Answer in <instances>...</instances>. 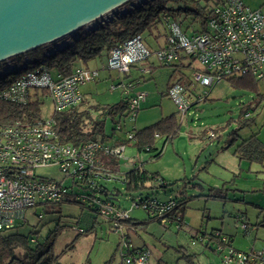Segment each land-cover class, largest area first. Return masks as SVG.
I'll return each instance as SVG.
<instances>
[{
  "label": "built area",
  "instance_id": "obj_1",
  "mask_svg": "<svg viewBox=\"0 0 264 264\" xmlns=\"http://www.w3.org/2000/svg\"><path fill=\"white\" fill-rule=\"evenodd\" d=\"M146 1L132 3L131 0L128 5L125 4L119 17ZM114 19L107 17L102 22L100 20L97 26ZM165 22L168 34L164 47L152 50L145 43L143 35L137 34L109 50L103 69L128 74L133 66H139L143 74H149L153 67L149 60L153 56L159 63L169 66L178 62L186 64V61L188 66H193V62H197L189 77V85L174 82L166 90L182 119L196 104L208 98V89L218 82L242 75L264 79V13L261 9L249 7L244 0H224L215 7L206 29L195 33L185 32L179 22L170 17ZM67 38L58 47L73 44L79 39V34ZM28 62L26 59L23 64L14 65L9 60L1 68L2 76L14 71H20L21 74L0 89V99L26 105L31 92L42 89L49 92L55 110L64 111L80 105V87L99 76L98 69L78 66L71 75L55 78L47 65L27 69ZM141 83L140 77L111 85L112 89L121 88L128 96L126 127L127 121L136 120L142 103L147 99L146 91H135V87ZM56 126L57 121L53 116L0 124V232L24 222L28 210L33 207L60 204L71 197L85 204L88 209L93 208L96 215L108 221L119 234L118 264H161L158 261L151 262L153 252L150 248L134 250L131 234L135 232L136 226L130 210L143 208L148 216H156L164 226L175 225L177 229H186L188 223L185 220L168 215L176 205L175 201L139 197L133 201L130 210L122 208L102 192V181L112 180L117 175L105 166L100 154L103 157H122L127 145H114L103 140L73 145L59 138ZM115 129L124 132V123H117ZM209 134L212 136L214 132L210 130ZM132 136L133 133H126V137ZM137 161L130 159L133 164ZM48 166H58L64 177L58 180L38 174V168ZM158 184L161 186L163 183ZM84 190L86 192H82ZM240 220L247 232L249 223L244 217H240ZM78 231L82 232L83 229L79 228ZM218 235L219 232H216L215 237ZM198 239L202 242L205 240L203 237ZM208 239L212 238L208 235ZM222 240L224 245L219 244L218 250L224 251V246H227L222 264H264L263 251H240L228 245L227 237L223 236Z\"/></svg>",
  "mask_w": 264,
  "mask_h": 264
},
{
  "label": "rangeland",
  "instance_id": "obj_2",
  "mask_svg": "<svg viewBox=\"0 0 264 264\" xmlns=\"http://www.w3.org/2000/svg\"><path fill=\"white\" fill-rule=\"evenodd\" d=\"M132 1V3L137 2V0ZM244 2L249 7L261 9L264 12V0H244ZM126 5H122L86 27L93 28L94 25L99 24L100 20L102 22L107 17L118 18L119 16L116 15L121 14ZM67 37L46 44L47 50H54L63 41H67ZM163 42L164 39H161L160 43ZM9 60L16 64L13 59ZM104 62H106L105 54L89 62L90 69L99 70V76L83 87L89 95L80 108L91 110L94 116L99 115L100 111L93 110L92 105H97L99 102L115 103L120 99L121 89H112L111 85L126 75L117 70L103 69ZM185 63L183 73L190 77L193 66H197L198 63L193 62V66H188L187 61ZM156 64L153 78L146 82L145 87H140L143 83L135 87V91L145 90L148 96L142 103V109L139 110L136 120L127 121L128 129L133 126L148 125L175 110L173 101L162 93L166 89L167 81L172 77L171 74L176 71L173 66L159 62ZM52 73L56 77V72ZM177 73L173 79L178 78L179 73ZM138 86L140 88H137ZM197 87L203 89L200 86ZM208 90V98L196 104L181 120L178 134L173 140L167 142L161 157L150 158L142 152L140 157L133 145L126 146L122 157H105L108 160L113 159L114 166L119 167L121 171L131 168L130 159L135 157L138 162L144 163V168L147 170L159 171L169 179L181 178L167 188L169 193L164 192L166 189L162 188H148L141 195L128 192L119 180L102 181L110 190H114V193L118 191L116 196L119 199L118 203L127 210H130L133 200L138 197H155L159 200L188 198L187 206L182 210L188 223L186 229H177L175 225L164 226L158 220H150L143 208L130 210L133 219L147 223L133 232L131 238L135 246H147L152 250V263L162 260L165 264H222L227 246H224V251L218 250L220 243L213 242L208 246L209 234L207 233L214 231L213 229H223L226 234L233 236L232 247L237 250L264 252V231L260 232V238L257 239L255 238L256 229L251 233V229L255 228L264 216L259 215L260 208L264 207V163L240 160L233 153L236 145L225 151H219L221 146L227 145L231 130L242 126L240 122L242 110L248 106L251 107L249 117L254 121L251 126L239 128V141L258 132L264 141V98L261 105L253 109L256 93L251 90L237 88L226 80L218 82ZM260 91L264 92V79L260 82ZM54 112L55 106L51 96H42L41 116L51 117ZM91 123L92 121L86 124L90 126ZM203 129H206L208 133V130H213L214 133L221 134V141H218L216 137L212 140L192 138L193 133ZM105 130L108 133L114 132L110 117L106 120ZM115 135L126 136V133L116 131ZM212 155L215 156V160L207 161ZM37 172L41 176L58 180L64 177L58 166L41 167ZM185 177L187 180L184 179ZM211 187L222 189L225 193L222 195L225 198L210 196L215 193ZM180 189L184 191L180 193ZM53 209L55 208L52 205L29 209L28 225L22 227L21 231L31 235L30 230H32L33 237L42 242L49 231L60 224L54 248L59 255L57 264H117L119 262L120 236L112 229L110 223L100 216L92 219L90 211H83L77 204L64 203L61 206V213L53 212ZM241 215L247 216L249 223L247 232L241 226ZM92 225L95 226L91 228ZM74 226L82 227L86 229V232L78 235ZM37 231L39 232L36 233ZM195 236L203 237L205 240L201 242ZM36 240L31 244L32 246L35 245ZM71 243L74 246L68 247ZM184 252L188 253L192 261L183 255Z\"/></svg>",
  "mask_w": 264,
  "mask_h": 264
},
{
  "label": "trees",
  "instance_id": "obj_3",
  "mask_svg": "<svg viewBox=\"0 0 264 264\" xmlns=\"http://www.w3.org/2000/svg\"><path fill=\"white\" fill-rule=\"evenodd\" d=\"M223 1L224 0H147L145 3L130 9L127 14H124L117 19L106 22L97 29L88 30L86 27L80 28L77 32L79 34V39L75 40L73 44H69L53 54L46 55L45 53L47 51V46L41 45L27 51L24 54L13 56L11 59H13L14 62L18 64H23V62L28 59L29 62L26 65L27 69H32L34 67L45 64L50 68L51 72H56V76L66 77L71 75L75 68H77L78 66L90 68V61L98 57H102L104 54L108 55L109 50L116 44L123 43L137 34L143 35L145 43L152 50L158 47H164L168 34L165 22V19L167 17L177 20L185 32H201L206 29L207 22L213 15L215 7ZM128 4L129 2L127 3V5ZM197 24L198 27H196ZM146 38H149V40H146ZM161 39H164L163 43H160ZM6 63L7 60L0 62V89L5 87L9 82H11L21 74L20 71H14L10 74L2 76L1 68ZM175 65L185 67L183 62L174 63L170 66ZM153 68L154 67H152V71ZM126 77H128L127 74ZM178 82H184L183 84L189 85L190 79L188 77V80H186V78L181 77ZM229 82H231L237 88L251 90L256 93V96L254 98L255 107L253 109L261 105V101L264 98V92L260 91V79L252 75H242L230 79ZM49 95L50 94L47 90L35 89L31 92L30 100L26 105L12 103L0 99V124H13L20 120L24 121L42 118V96L47 97ZM124 95L125 96L116 103H99L97 105H92L93 110L100 111V114L96 116H94L91 110H82L80 108L85 100H82L80 105L71 107L67 110H55L52 116L57 121L56 130L59 138L62 141L71 143L73 145H81L92 140L109 141V138L113 136L106 133L105 127L106 120L108 117H110L114 130V132H112V135L116 133L115 125L119 122L124 123L125 133H133V136L131 138L120 136L115 140L114 145H133L139 153L146 152L150 155L151 158H159L162 153V151L158 147L159 140L162 139L165 142L173 140L180 130L181 120L178 114L173 113L168 116L162 117L158 121L140 129L134 126L128 129L126 127L125 119L129 111V101L128 96L126 94ZM250 109L251 107L248 106L242 110V115L240 117L242 126L239 128L252 125L254 119H251L249 117ZM243 116H245V118L241 119ZM90 121H92L91 127L86 124ZM239 128L231 130L228 135V143L224 147H232L236 145L234 148V154H236L240 160H247L251 163H264V142L260 139L259 132L253 133L249 137L242 138L239 141ZM101 159H103V162L106 165V161L108 159L106 160V158L103 156L101 157ZM109 160H112L111 166L113 167L110 170L116 174L117 167L114 166V160ZM113 180L121 181L124 184V188L131 194L139 193L140 195L145 189H167L178 182V180H165L160 174L156 172H150L145 169L144 163L138 161L132 165L131 169H129L124 176L117 175V177L110 181ZM159 182H162L163 184L161 186H158ZM195 185L201 186L200 184ZM211 190L213 192L215 191V193L210 194V196L225 198L224 195H222V193H224L222 189L218 187H211ZM182 191L184 190L180 189V193ZM82 192H86V190ZM102 192L103 194H105V196L111 197L117 203L119 202V199L116 197L118 191L114 193V190H110L107 186H105V184H103ZM168 200H174L176 203V205L172 208V210H170L168 215L173 217L179 216L182 221H186L184 211L182 210H184V208L187 206L188 198H169ZM64 203L77 204L82 207L83 211L89 210V214L90 216H92V219L97 218V215L94 212L93 208L90 207V209H88L85 204L74 200L71 197L63 203L47 205L54 206L55 209H53V212L61 213V206ZM260 209V215H264V207ZM240 217H244L246 220H248L246 215H241ZM149 219L158 220L161 223V221L156 216H149ZM133 220L136 226L135 232L139 229V227L147 224L145 221L141 222L135 219ZM259 223L260 225H264V216ZM26 225H28L27 218L24 222L20 223L16 227L0 232V264H57L59 255L56 254L54 248L60 231V224H57V226L53 230H50L46 238L42 242L36 240L35 237H33L32 230H30L31 235H27V233L21 231V228ZM94 226L95 225H92L91 228H93ZM79 228L83 229V231L79 232ZM74 229L78 231V235L86 232V229L79 226H74ZM38 232L39 231H37L36 233ZM216 232H219V235L215 237ZM207 234H209V236L212 238L208 241V246H210L213 242L224 245L222 240L223 236L227 237L228 245L232 246L230 238L226 236V234H224L222 230L210 231ZM195 237L197 238V236ZM35 240L36 243L34 246H32L31 244ZM73 246V243L68 245V247ZM133 246L135 247L134 250L147 247H138L134 244ZM183 255L185 257H188V259L190 258L188 253L186 252H184ZM158 262L161 264H165L162 262V260H159Z\"/></svg>",
  "mask_w": 264,
  "mask_h": 264
},
{
  "label": "water",
  "instance_id": "obj_4",
  "mask_svg": "<svg viewBox=\"0 0 264 264\" xmlns=\"http://www.w3.org/2000/svg\"><path fill=\"white\" fill-rule=\"evenodd\" d=\"M130 1L0 0V62L78 32Z\"/></svg>",
  "mask_w": 264,
  "mask_h": 264
},
{
  "label": "crops",
  "instance_id": "obj_5",
  "mask_svg": "<svg viewBox=\"0 0 264 264\" xmlns=\"http://www.w3.org/2000/svg\"><path fill=\"white\" fill-rule=\"evenodd\" d=\"M263 12V11H262ZM264 13V12H263ZM106 59H107V55H106ZM105 63V62H104ZM156 63H158L157 62V59L156 58H151L150 60H149V64L150 65H153V71L151 72V73H149V74H143L142 72H141V70H140V67L139 66H133L132 67V69H131V71L129 72V74H127V76L128 77H126V75H125V77L124 78H120L119 80H118V82H121V81H123V80H135V79H138V78H142V83L143 84H141L140 85V87L141 88H144L145 87V84H146V82L147 81H149L150 79H152L153 78V72H154V69H155V67H156ZM179 63V62H178ZM185 65V64H184ZM186 66V65H185ZM90 67V66H89ZM174 67V71H176L175 73H179V75H178V78L177 79H173V77H174V75H175V73H173V74H171V78L167 81V84H166V89L163 91V93H162V95L164 96H167L166 95V90H167V88H168V86L169 85H171L172 83H174V82H178V80L181 78V77H184V78H186V80H188V75L186 74L185 75V73H183L184 71H183V67L182 66H178V65H175V66H173ZM91 68V67H90ZM93 68V67H92ZM177 73V74H178ZM58 76H56V78H57ZM104 78V77H103ZM105 78H107L106 76H105ZM126 78V79H125ZM118 82H114V83H118ZM113 83V84H114ZM87 83H85V84H83L81 87H80V91H81V93H82V100H85V102H86V99H87V97H88V95H89V92H86V91H84L83 90V87L86 85ZM139 86L137 87V88H140ZM119 89H121V88H119ZM145 91V90H144ZM125 95H124V92H123V90L121 89V92H120V99H122L123 97H124ZM119 99V100H120ZM118 100V101H119ZM147 100V99H146ZM145 100V101H146ZM117 101V102H118ZM99 103H101V102H99ZM116 103V102H115ZM101 104H109V103H101ZM83 105V104H82ZM175 105V104H174ZM141 109H142V107H141ZM173 113H176V114H178V116H179V118H180V120H182V118H181V115H180V113L178 112V109H177V107H176V105H175V110L171 113V114H173ZM168 115H170V114H168ZM168 115H166V116H168ZM162 117H165V116H161L159 119H161ZM158 119V120H159ZM157 120V121H158ZM156 122V121H155ZM152 123H154V122H152ZM152 123H150V124H152ZM150 124H148V125H150ZM148 125H145V126H148ZM92 126V123L90 124V127ZM145 126H142V127H137V128H143V127H145ZM134 127H136V126H134ZM208 131H210V130H208ZM107 134H111V136H113V137H111V138H109V141L108 142H110V143H112V144H114V142H115V140L116 139H118L120 136H116L115 134H113L112 135V132L111 133H108V132H106ZM213 137H216V138H218V141H221V137H222V135L221 134H216L215 133V135L214 136H210V134L207 132V130L206 129H203V130H199L197 133H193L192 134V138H194V139H201V138H203V139H210V140H212L213 139ZM259 137H260V135H259ZM260 139H261V137H260ZM262 140V139H261ZM263 141V140H262ZM159 142H161L160 144H159ZM159 142H158V147L160 148V150L162 151V153H161V156L163 155V153H164V148H165V145L167 144V142H165L164 140H159ZM264 142V141H263ZM224 146H226V145H223V146H221L220 147V149L221 150H219V151H225V150H227V149H230L229 147H224ZM142 153H146V152H142ZM233 153H234V151H233ZM138 154H139V156L141 157V153H139L138 152ZM147 155H148V157H150V155L148 154V153H146ZM236 155V154H235ZM160 156V157H161ZM237 156V155H236ZM238 157V156H237ZM134 158V160H137L135 157H133ZM151 158V157H150ZM239 158V157H238ZM103 160V159H102ZM107 160V159H106ZM213 161V160H215V156H211L209 159H207V161ZM111 162H112V160H107L106 161V167H108L109 169H111V168H113L112 166H111ZM132 165H133V163L131 162V167H132ZM129 169H131V168H129ZM129 169H127V170H124V171H121L120 170V168L119 167H117V173L118 174H120L121 176H124L125 175V173L129 170ZM148 171H150V170H148ZM150 172H156V173H158V174H160L165 180H167V181H175V180H178V181H180L181 180V178H177V179H169V178H167L165 175H163V174H161V172H159V171H150ZM116 173V174H117ZM117 174V175H118ZM193 177H195V175L193 176ZM185 180H187V177H185L184 178ZM164 192H166V193H169V191H168V189H166V190H164ZM260 215V214H259ZM262 220V219H261ZM260 220V221H261ZM254 229H256V234H255V238L257 239V238H260V236H259V234H260V232L261 231H264V225H260V223L258 222L257 224H256V227L255 228H252L251 229V233H253L254 232ZM213 230H222L223 231V229H213ZM223 233L224 234H226L224 231H223ZM226 236H228L229 238H230V241H231V243L232 242H234V238H233V236H230V235H228V234H226ZM263 239H264V237H263Z\"/></svg>",
  "mask_w": 264,
  "mask_h": 264
}]
</instances>
